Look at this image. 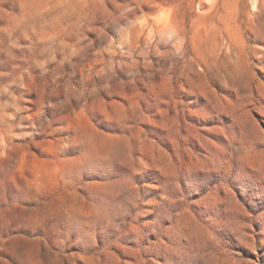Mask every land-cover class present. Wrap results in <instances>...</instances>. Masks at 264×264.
I'll return each mask as SVG.
<instances>
[{"label":"rangeland","instance_id":"374dc122","mask_svg":"<svg viewBox=\"0 0 264 264\" xmlns=\"http://www.w3.org/2000/svg\"><path fill=\"white\" fill-rule=\"evenodd\" d=\"M0 264H264V0H0Z\"/></svg>","mask_w":264,"mask_h":264}]
</instances>
